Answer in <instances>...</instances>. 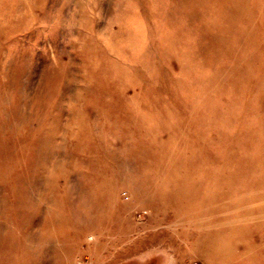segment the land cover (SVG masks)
Segmentation results:
<instances>
[{
	"label": "rangeland",
	"instance_id": "1",
	"mask_svg": "<svg viewBox=\"0 0 264 264\" xmlns=\"http://www.w3.org/2000/svg\"><path fill=\"white\" fill-rule=\"evenodd\" d=\"M0 264H264V0H0Z\"/></svg>",
	"mask_w": 264,
	"mask_h": 264
},
{
	"label": "bare ground",
	"instance_id": "2",
	"mask_svg": "<svg viewBox=\"0 0 264 264\" xmlns=\"http://www.w3.org/2000/svg\"><path fill=\"white\" fill-rule=\"evenodd\" d=\"M191 258V257H190Z\"/></svg>",
	"mask_w": 264,
	"mask_h": 264
}]
</instances>
